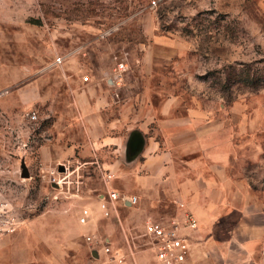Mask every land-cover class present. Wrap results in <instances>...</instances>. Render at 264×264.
Masks as SVG:
<instances>
[{
	"label": "rangeland",
	"instance_id": "rangeland-1",
	"mask_svg": "<svg viewBox=\"0 0 264 264\" xmlns=\"http://www.w3.org/2000/svg\"><path fill=\"white\" fill-rule=\"evenodd\" d=\"M168 109L227 114L235 165L264 191V0H0V264L23 255L21 235L42 260L71 238L82 263L107 242L119 264L126 241L101 196L136 197L137 118ZM129 232L152 256L136 221Z\"/></svg>",
	"mask_w": 264,
	"mask_h": 264
},
{
	"label": "crops",
	"instance_id": "crops-1",
	"mask_svg": "<svg viewBox=\"0 0 264 264\" xmlns=\"http://www.w3.org/2000/svg\"><path fill=\"white\" fill-rule=\"evenodd\" d=\"M169 109L137 118V163L126 177L138 203L125 208L129 216L124 225L118 212L122 206L110 211L126 241L119 264H160L151 248L152 256L132 249L127 238L132 221L145 235L149 222L181 225L189 214L197 228L182 231L189 249L185 264H264V191L254 190L235 165L232 121L227 114H174ZM103 145L116 147L117 140L106 138ZM31 243L22 235L17 238L13 244L23 246V255L10 264H117L98 252L97 262L82 263L71 253L83 246L71 238L53 240L56 247L43 260Z\"/></svg>",
	"mask_w": 264,
	"mask_h": 264
},
{
	"label": "built area",
	"instance_id": "built-area-1",
	"mask_svg": "<svg viewBox=\"0 0 264 264\" xmlns=\"http://www.w3.org/2000/svg\"><path fill=\"white\" fill-rule=\"evenodd\" d=\"M155 5V2H153ZM64 58L58 57L56 59V65L62 64ZM122 65L118 66V69H122ZM84 80H87L84 77ZM107 179H111L108 175ZM100 210L104 217H109L110 211L114 210L115 205L119 204L122 207H127L126 204L130 206H135L138 203V199L135 196L124 197L114 191H107L106 196H101L100 200ZM111 206V208H110ZM90 218V212L87 209H82L79 217L78 223L80 225H85L88 223ZM197 228V223L193 217H187L185 222L179 225L177 222L163 223V222H149L145 226V235L150 244V248L154 254L155 259L160 264H185L188 256V245L182 234L184 229L194 230ZM87 242H91V238H86ZM103 253L110 254V248L108 243H103L102 246ZM121 263V260H119Z\"/></svg>",
	"mask_w": 264,
	"mask_h": 264
},
{
	"label": "water",
	"instance_id": "water-1",
	"mask_svg": "<svg viewBox=\"0 0 264 264\" xmlns=\"http://www.w3.org/2000/svg\"><path fill=\"white\" fill-rule=\"evenodd\" d=\"M21 177H22V178H28V177H29L28 170H27V168L25 167L24 164L22 165ZM126 206L128 207V206H130V205H129V204H126ZM92 256H93L94 258H97V257H98L97 252H96V251H93V252H92Z\"/></svg>",
	"mask_w": 264,
	"mask_h": 264
}]
</instances>
